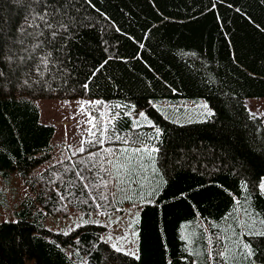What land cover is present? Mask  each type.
I'll return each instance as SVG.
<instances>
[{"label":"trees","instance_id":"16d2710c","mask_svg":"<svg viewBox=\"0 0 264 264\" xmlns=\"http://www.w3.org/2000/svg\"><path fill=\"white\" fill-rule=\"evenodd\" d=\"M73 3L69 11L76 27L59 54L63 64L54 72L45 71L37 82V74L12 73L3 61L5 55H31L30 50L20 51L32 43L30 37L15 43L27 0H0V69L6 72L0 77V176L16 172L27 189L14 209L16 220H0V264H26L28 259L35 264H211L206 250L215 249L217 233L232 223L221 218L237 208L233 196L242 205L251 193V208L264 212V196L256 187L264 176V121L246 104V99L264 97V0ZM174 96L203 97L213 113L202 121L175 123L150 105V100ZM41 98L101 100L89 105L98 117V128L92 130L97 135L115 130L123 139L151 137L145 142L158 149L153 156L160 173L149 167L147 173L125 176L131 187L117 182L111 165H105V175L101 156L110 154L104 149L112 148L115 158L117 146L125 147L116 139L104 144L88 140L85 151L54 146L55 126L39 120L35 100ZM103 105L110 107L111 116L119 113L113 128L106 130L101 122L106 115L99 116ZM137 109H144L161 129L159 139L152 135L153 125L132 127L125 111ZM87 152L97 155L89 157ZM141 155L150 163L147 154ZM46 161V167L31 173ZM77 171L86 181L75 176ZM145 175L147 180H141ZM101 179L108 182L101 184ZM84 183L95 187L85 188ZM129 205L140 207L139 258L116 252L100 240L105 231L101 224L80 223L68 233L43 225L46 215L104 214ZM232 215L243 218L242 211ZM258 239L264 247V238ZM65 246L73 247L81 261L69 257Z\"/></svg>","mask_w":264,"mask_h":264},{"label":"snow or ice","instance_id":"6c2138e0","mask_svg":"<svg viewBox=\"0 0 264 264\" xmlns=\"http://www.w3.org/2000/svg\"><path fill=\"white\" fill-rule=\"evenodd\" d=\"M21 0H17L20 3ZM28 10L27 14L23 17V22L17 26V39L16 44H23L25 37H30L32 43L28 45V48H21L20 51L28 52L30 50L31 55L29 56H17L15 54L5 55L3 61L7 62V70L15 73L17 71L21 72L22 75L37 74V82L40 78L44 77L45 71L54 72L58 65H62L63 61L59 59V54L63 51V45L67 44L66 36H71L73 33L70 29L76 27V22L72 15H70V9L75 7L73 0H27ZM215 7V5H213ZM260 27V25H256ZM60 42V47H57V43ZM6 51H11V49H5ZM15 64V67H13ZM24 69H27L25 72ZM64 72L67 73L68 69L65 67ZM95 73H93L94 75ZM6 72L0 69V77H5ZM53 79L55 77H52ZM91 79V77H88ZM27 83V81H25ZM45 86H48L47 81L44 82ZM88 85L85 83L84 88L87 89ZM89 103L93 105H99L102 103L101 100L93 101H81V108L84 104ZM207 109V113L210 116L212 109L207 107V104L202 105ZM117 108L121 105L117 104ZM135 107V106H133ZM130 115L131 113H127ZM89 119L85 121L92 127L87 129L89 136V143L93 140L96 144H104L105 140L116 139L120 141L125 147H119V151L115 152V158H113V149L105 148L104 152L110 155L105 158L101 156L100 169L103 170L105 175L109 174V169L105 165H111L112 174L117 178L118 183H125L131 187L130 180H124L125 176L131 177L133 173L144 172L147 173L149 167L153 173L159 174L160 169L157 167V161L155 160L153 154L158 151L157 147L149 143L146 140H150L151 137L140 138L135 136L132 139H123L120 135H117L115 130L109 134L107 131H99V135L94 132L93 128H98L94 124V121L98 117L88 114ZM100 118L105 116L103 111L99 113ZM119 116V113L111 116L103 122V129L113 128L112 122L115 121ZM137 121H144L149 125L154 126V122L148 118L145 111L140 110L138 116L133 120L132 127H138ZM161 129L154 126L153 136L159 139ZM129 144H138L139 147H126ZM77 151H85L83 147V141L81 142V147ZM99 151V150H97ZM145 153L149 157L150 163H144ZM130 153V154H129ZM89 157H94L97 153L87 152ZM95 167V165H93ZM96 176L100 175V172L95 173ZM75 176L81 181H86L85 175L77 171ZM163 182L162 176L160 177ZM141 180L146 181L147 176L141 177ZM108 181L103 179L100 180L101 184ZM150 183V182H149ZM241 189L247 190V182L245 180L240 181ZM85 188L95 187L89 183H84ZM259 190V195L264 196V177L259 178V183L256 185ZM181 196L184 193L180 194ZM126 199H131L130 196H126ZM61 200L64 199L63 196L60 197ZM101 199L105 197L101 196ZM233 201L237 202V208L230 209L226 212L221 219L228 218L232 221L230 224H226L227 231L223 234L217 233L216 247L215 249H207V257L211 261V264H264V247L261 246V241L258 238H264V212L261 210H253L249 202L253 199L251 193L244 197V202L242 205L239 204L236 196L232 197ZM140 202L144 203L143 197H140ZM102 206L96 204V208L100 209ZM243 213V218L239 215H232L233 212ZM119 219V217H117ZM99 223L100 221H93ZM81 223H88L87 220H81ZM213 227L218 225L213 222ZM131 228V224L128 225ZM71 231V229L69 230ZM128 233L123 235H117V241H123ZM132 235H135L133 232ZM251 237L252 239H244L243 237ZM184 237H182L183 239ZM221 238L223 243L221 242ZM79 239V238H77ZM100 240H107L111 249L116 252L124 253L129 257L139 258L136 251H130L124 247L118 246L116 242L113 241L112 236H100ZM211 241V237H209ZM187 251L192 252L190 248H186ZM199 255V253H194ZM181 259H188L187 257L181 256ZM191 264H198L197 261H192Z\"/></svg>","mask_w":264,"mask_h":264},{"label":"rangeland","instance_id":"374dc122","mask_svg":"<svg viewBox=\"0 0 264 264\" xmlns=\"http://www.w3.org/2000/svg\"><path fill=\"white\" fill-rule=\"evenodd\" d=\"M99 100L97 98H41L36 99L35 103L39 111V120L43 123H50L55 126V131L51 137V144L54 146H66L67 148L79 149L81 142L83 146L89 140L87 129L92 127L85 123L89 119L90 104H84L81 108V101ZM206 103L208 108H213L203 97H184L174 96L168 98H159L150 100V105L166 119L175 123H187L202 121L210 117L207 109L202 105ZM248 107L257 114L263 116L264 119V97L260 99H247ZM112 107V106H111ZM140 110H126L125 114L130 121L133 122L138 116ZM106 115V118L111 117L110 107L104 106L101 108ZM131 113L128 115L127 113ZM148 118L153 121L151 116L145 111ZM211 113V114H212ZM177 117V118H176ZM103 126V119L101 120ZM138 125L149 126L144 121H137ZM65 150V149H64ZM60 152L59 150H57ZM49 162H41L31 169V173H36L46 167ZM264 177V176H262ZM27 189L22 178L16 173L11 172L6 178L0 176V220L14 221L16 215L14 209L18 202L26 194ZM140 207L138 205H129L124 209H116L104 214L83 213L80 211L71 212L66 216L46 215L43 219V225L53 231L63 233L71 232L76 228L81 220L88 222L100 221L105 227V231L101 236H112L114 242L118 246L124 247L130 251H136L138 255V219ZM119 217V219H117ZM95 223V222H94ZM131 224V228L128 225ZM71 229V231H69ZM128 233L123 241H117V235ZM135 235H132V233ZM109 244L107 240H103ZM64 251L74 261L80 262L76 251L71 246L63 247ZM26 264H35L33 259H28Z\"/></svg>","mask_w":264,"mask_h":264},{"label":"bare ground","instance_id":"6f19581e","mask_svg":"<svg viewBox=\"0 0 264 264\" xmlns=\"http://www.w3.org/2000/svg\"><path fill=\"white\" fill-rule=\"evenodd\" d=\"M126 107H129V106L126 105ZM129 109H130V108H129ZM131 109H132V108H131ZM176 118H177V117H176ZM170 121H171V120H170Z\"/></svg>","mask_w":264,"mask_h":264}]
</instances>
